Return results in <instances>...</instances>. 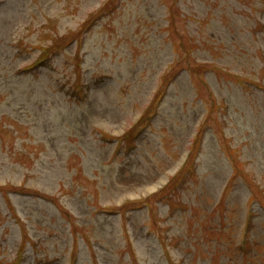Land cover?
I'll return each mask as SVG.
<instances>
[{
	"label": "rangeland",
	"instance_id": "374dc122",
	"mask_svg": "<svg viewBox=\"0 0 264 264\" xmlns=\"http://www.w3.org/2000/svg\"><path fill=\"white\" fill-rule=\"evenodd\" d=\"M19 250L264 264V0H0V264Z\"/></svg>",
	"mask_w": 264,
	"mask_h": 264
}]
</instances>
